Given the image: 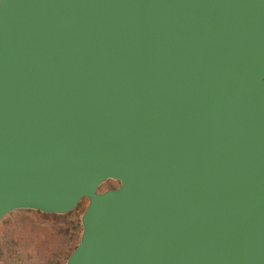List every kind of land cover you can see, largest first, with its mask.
Wrapping results in <instances>:
<instances>
[{"label":"water","instance_id":"1","mask_svg":"<svg viewBox=\"0 0 264 264\" xmlns=\"http://www.w3.org/2000/svg\"><path fill=\"white\" fill-rule=\"evenodd\" d=\"M83 202L65 264H264V0H0V224Z\"/></svg>","mask_w":264,"mask_h":264},{"label":"rangeland","instance_id":"2","mask_svg":"<svg viewBox=\"0 0 264 264\" xmlns=\"http://www.w3.org/2000/svg\"><path fill=\"white\" fill-rule=\"evenodd\" d=\"M110 182L103 190L116 187ZM83 202L67 215L16 211L0 224V262L3 264H65L79 243Z\"/></svg>","mask_w":264,"mask_h":264}]
</instances>
